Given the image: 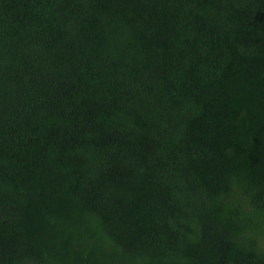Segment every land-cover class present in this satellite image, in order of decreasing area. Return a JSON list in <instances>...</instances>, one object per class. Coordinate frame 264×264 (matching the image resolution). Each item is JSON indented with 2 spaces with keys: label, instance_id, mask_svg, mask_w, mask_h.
<instances>
[{
  "label": "trees",
  "instance_id": "trees-1",
  "mask_svg": "<svg viewBox=\"0 0 264 264\" xmlns=\"http://www.w3.org/2000/svg\"><path fill=\"white\" fill-rule=\"evenodd\" d=\"M0 264H264V0H0Z\"/></svg>",
  "mask_w": 264,
  "mask_h": 264
}]
</instances>
